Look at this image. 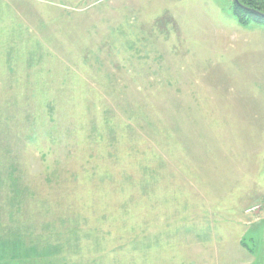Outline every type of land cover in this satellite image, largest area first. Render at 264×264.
<instances>
[{
  "label": "rangeland",
  "instance_id": "374dc122",
  "mask_svg": "<svg viewBox=\"0 0 264 264\" xmlns=\"http://www.w3.org/2000/svg\"><path fill=\"white\" fill-rule=\"evenodd\" d=\"M234 4L0 0V264H264V20Z\"/></svg>",
  "mask_w": 264,
  "mask_h": 264
},
{
  "label": "trees",
  "instance_id": "16d2710c",
  "mask_svg": "<svg viewBox=\"0 0 264 264\" xmlns=\"http://www.w3.org/2000/svg\"><path fill=\"white\" fill-rule=\"evenodd\" d=\"M242 4L254 8L260 12H264V0H239ZM234 12H235V16L238 18L239 22H243L242 19L244 18V16L247 15H251L249 12L243 10L242 8L238 7L236 4H234ZM254 16V15H252ZM255 17L259 20L262 19L264 20L263 16L260 15H255Z\"/></svg>",
  "mask_w": 264,
  "mask_h": 264
},
{
  "label": "water",
  "instance_id": "95a60500",
  "mask_svg": "<svg viewBox=\"0 0 264 264\" xmlns=\"http://www.w3.org/2000/svg\"><path fill=\"white\" fill-rule=\"evenodd\" d=\"M233 1H234V3H235L238 7H240V8H242L243 10L249 12L250 14H253V15H260V16H263V17H264V14H263L262 12H260V11H258V10H256V9H254V8H251V7H248V6L244 5V4H242L239 0H233Z\"/></svg>",
  "mask_w": 264,
  "mask_h": 264
}]
</instances>
